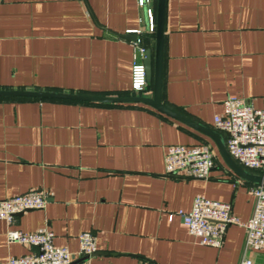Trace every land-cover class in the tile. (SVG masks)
I'll return each instance as SVG.
<instances>
[{
	"label": "crops",
	"instance_id": "1",
	"mask_svg": "<svg viewBox=\"0 0 264 264\" xmlns=\"http://www.w3.org/2000/svg\"><path fill=\"white\" fill-rule=\"evenodd\" d=\"M148 5L156 12L157 0H0V89L151 96L152 82L133 89L136 41L121 36L135 33L147 47ZM229 94L264 107V0H166L162 103L218 131L226 146L214 118ZM201 143L215 152L207 178L166 173L168 145ZM253 184L212 137L146 103L0 96V199L48 193L44 208L15 214L12 227L49 228L75 263L264 264V249L246 246L243 226L229 225L215 247L176 213L202 194L230 202L246 221ZM8 228L0 218V264L37 252L8 241ZM87 230L96 251L82 255Z\"/></svg>",
	"mask_w": 264,
	"mask_h": 264
},
{
	"label": "built area",
	"instance_id": "2",
	"mask_svg": "<svg viewBox=\"0 0 264 264\" xmlns=\"http://www.w3.org/2000/svg\"><path fill=\"white\" fill-rule=\"evenodd\" d=\"M138 1L145 5L150 0ZM147 14L150 31L154 32L155 8L148 5ZM145 50L146 46L137 40L132 65V86L137 91H143L148 86L143 63ZM223 104V113L215 115L214 120L219 129L229 134L226 141L229 154L241 167L264 174V107H256L234 94H229ZM214 161L215 152L206 143L170 144L165 155V171L169 175L182 174L191 178H207ZM251 192L255 197L254 210L246 221L241 220L233 212L230 202L202 194L195 196L189 211L178 210L176 213L201 244L221 247L227 227L238 224L245 228V242L248 248L264 249V182L253 184ZM47 196V191L32 189L0 199V218L5 219L9 225L8 241L27 243L38 248L37 252L9 257L7 264H90L88 260L75 263V254L67 247L56 245L55 234L47 227L33 231L12 227L15 214L28 209L44 208ZM174 213L170 214L171 218ZM79 240L80 254L90 255L96 251L95 235L91 231L81 232ZM242 264H253V260L245 257Z\"/></svg>",
	"mask_w": 264,
	"mask_h": 264
},
{
	"label": "water",
	"instance_id": "3",
	"mask_svg": "<svg viewBox=\"0 0 264 264\" xmlns=\"http://www.w3.org/2000/svg\"><path fill=\"white\" fill-rule=\"evenodd\" d=\"M165 3L166 0H157L156 6V25L155 31L152 34H146V50L143 63L145 65L146 76L149 82L153 83V93L151 96L146 95H125V96H107V95H93L73 92L50 91V90H28V89H0V96H27V97H51V98H68L77 100H87L96 102H122L146 103L160 111L173 115L187 123L194 125L204 133L208 134L216 142L218 149L229 167L238 173L243 179L255 184L264 182V174L249 171L239 164L229 154L225 143L220 133L214 129L205 127L199 123H195L187 119L183 115L173 111L162 103V75H163V44L165 36ZM121 36L137 41L138 36L135 33H126ZM151 39H154L152 45ZM227 135L228 132H227Z\"/></svg>",
	"mask_w": 264,
	"mask_h": 264
}]
</instances>
